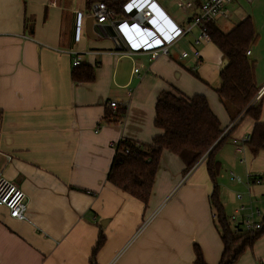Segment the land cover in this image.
I'll use <instances>...</instances> for the list:
<instances>
[{"label": "crops", "instance_id": "1", "mask_svg": "<svg viewBox=\"0 0 264 264\" xmlns=\"http://www.w3.org/2000/svg\"><path fill=\"white\" fill-rule=\"evenodd\" d=\"M156 1L160 19L169 16L180 26L198 11L197 0ZM187 1L194 3L191 8L180 6ZM97 3L0 0V176L28 197L27 220L11 217L0 205V264H91L101 231L105 242L95 264H196V245L207 264H219L224 245L210 203L213 182L206 161L185 174L182 159L165 150L144 203L108 182L112 145L121 139L149 144L161 134L154 124L161 93L202 94L226 128L216 151L226 214L244 204L258 207L264 217V183H247L250 174L264 175V148L256 151L242 141L257 121L244 116L233 127L241 115L236 117L237 110L216 91L227 59L211 40L200 46L196 68L193 56L181 58L192 49L197 29L167 56L151 60L146 52L122 53L119 41L130 48L132 36L142 38L140 29L123 22L130 7L117 13L114 24L94 17L90 37L86 22ZM229 11L215 21L224 32L251 17L258 33L249 56L264 123V0H234ZM75 60L94 67L93 81L73 80ZM112 101L125 108L119 122L105 119L117 111ZM234 264H264V234Z\"/></svg>", "mask_w": 264, "mask_h": 264}, {"label": "trees", "instance_id": "2", "mask_svg": "<svg viewBox=\"0 0 264 264\" xmlns=\"http://www.w3.org/2000/svg\"><path fill=\"white\" fill-rule=\"evenodd\" d=\"M95 2H105L120 13L124 11L128 0H86L88 7ZM208 32L211 41L228 61L220 71L221 84L216 91L226 106L237 110L236 117L241 115L238 121H234L233 127L244 116H251L257 121L249 144L253 150L262 149L264 123L259 122L262 102L256 101L259 87L255 78V61L247 55V51L258 38L254 22L251 17H247L228 32H224L215 21H212L208 23ZM72 78L75 82H91L95 78L94 67L77 65L72 72ZM124 117L125 108L118 107L115 114L107 113L105 119L107 122H119ZM154 124L161 130V134L156 135L151 143L121 139L116 144V152L107 176L108 182L147 203L165 150L182 159L185 174L205 158L203 162L206 161L213 182L210 203L224 245L219 264H234L240 255L264 234V219L261 229L253 233L244 232L240 227L232 225L224 210L218 182L221 163L216 157V151L226 140V128L212 111L206 96L196 94L186 97L172 92L160 94ZM104 242L105 236L101 231L93 249L91 264H95V255ZM195 251V263L207 264L198 245Z\"/></svg>", "mask_w": 264, "mask_h": 264}, {"label": "built area", "instance_id": "3", "mask_svg": "<svg viewBox=\"0 0 264 264\" xmlns=\"http://www.w3.org/2000/svg\"><path fill=\"white\" fill-rule=\"evenodd\" d=\"M234 0H197L198 11L193 16L190 23L185 26H180L174 22L169 16H166L163 20L159 15L161 11L158 8L156 0H129L125 4L126 7H130L128 11L129 16L123 19L124 23L129 26L140 29L142 32V38H136L132 36L135 41L131 42L130 48H124L121 41H117L118 50H122V53L137 54L146 52L150 55V59L154 60L161 56H167L170 54L171 47L178 41L193 33L195 29L198 33L194 35L192 49L190 51H183L181 58H187L193 56L197 61V64L201 61L200 46L204 41L211 40L208 32V23L216 21L218 18H227L230 14L229 5ZM194 3L187 1L181 3L183 8H191ZM124 8V9H125ZM166 15V14H165ZM161 16V15H160ZM99 23H117L119 21L118 14L115 9L109 7L105 2H98L94 15ZM165 22V24H163ZM163 24V25H162ZM174 29L173 32H169ZM121 45V46H120ZM251 54V50L247 51V55ZM74 66L79 65V61L73 62ZM138 68L135 69L138 72ZM261 97V92L257 94L256 100ZM110 107L117 109L119 104L116 101L110 103ZM251 135L245 136L243 143L249 142ZM112 146H117L116 143ZM205 160L202 159L200 162ZM231 178L235 179L236 175L231 172ZM247 183H264V175H248ZM243 194L238 193L237 198L243 199ZM0 205L5 206L9 215L18 220L28 219V197L26 192L15 182L9 180L4 176H0ZM262 211L258 207L247 206L241 204L235 209V213L229 217L234 227H240L244 232H255L262 228L263 222Z\"/></svg>", "mask_w": 264, "mask_h": 264}, {"label": "water", "instance_id": "4", "mask_svg": "<svg viewBox=\"0 0 264 264\" xmlns=\"http://www.w3.org/2000/svg\"><path fill=\"white\" fill-rule=\"evenodd\" d=\"M94 31H95V29H94V17L89 16L87 18V22H86V32L90 37H92L94 34ZM227 63H228L227 60H225L223 67H225Z\"/></svg>", "mask_w": 264, "mask_h": 264}, {"label": "rangeland", "instance_id": "5", "mask_svg": "<svg viewBox=\"0 0 264 264\" xmlns=\"http://www.w3.org/2000/svg\"><path fill=\"white\" fill-rule=\"evenodd\" d=\"M178 11H179V10H178ZM224 21H225V20H223V19H220V21H219V22H220V24H222V25H223V22H224ZM223 26H224V25H223ZM223 26L221 27V29H222V30H227V29H226V27H225V26L223 27ZM226 32H228V31H226ZM257 40H258V38H257ZM256 42H257V41H256ZM256 42H255V44H256ZM263 209H264V206H263Z\"/></svg>", "mask_w": 264, "mask_h": 264}]
</instances>
